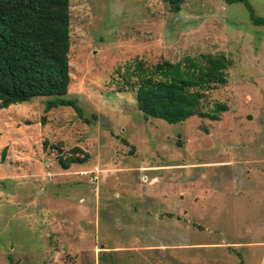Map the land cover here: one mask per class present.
Segmentation results:
<instances>
[{
  "label": "rangeland",
  "instance_id": "374dc122",
  "mask_svg": "<svg viewBox=\"0 0 264 264\" xmlns=\"http://www.w3.org/2000/svg\"><path fill=\"white\" fill-rule=\"evenodd\" d=\"M68 16L81 114L0 108V264H264V24L224 0H69ZM201 53L228 61L202 99L218 119L144 117L125 66Z\"/></svg>",
  "mask_w": 264,
  "mask_h": 264
},
{
  "label": "trees",
  "instance_id": "16d2710c",
  "mask_svg": "<svg viewBox=\"0 0 264 264\" xmlns=\"http://www.w3.org/2000/svg\"><path fill=\"white\" fill-rule=\"evenodd\" d=\"M68 1L0 0V108L44 96L48 97L45 110L66 105L81 114L76 101L64 97L69 83ZM163 1L174 12L182 2ZM235 1L245 5L251 23L264 24V18L255 16L245 0H224ZM227 63L222 55L201 53L181 61L162 60L150 67L135 61L125 66L124 75L136 78V86L132 81L128 85L135 86V105L144 117L167 123L192 115L216 120L225 104L214 102L204 110L202 99L206 90L225 82ZM86 156L59 162L66 168L68 162H83Z\"/></svg>",
  "mask_w": 264,
  "mask_h": 264
}]
</instances>
